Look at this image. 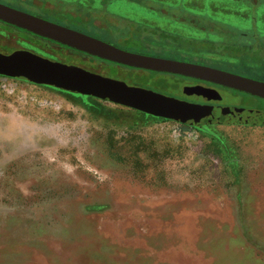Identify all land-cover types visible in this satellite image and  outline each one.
<instances>
[{"label": "rangeland", "instance_id": "1", "mask_svg": "<svg viewBox=\"0 0 264 264\" xmlns=\"http://www.w3.org/2000/svg\"><path fill=\"white\" fill-rule=\"evenodd\" d=\"M25 1L0 0L124 50L264 78L234 46L239 34L260 39L264 0ZM90 4L111 27L81 21ZM145 21L160 29L145 35L160 39L125 38ZM204 40L221 43L202 48ZM16 50L186 97L185 77L104 61L0 21V52ZM221 95L220 107L264 112L263 99ZM16 242L44 264H264V123L196 126L0 75V264L12 261L2 245Z\"/></svg>", "mask_w": 264, "mask_h": 264}, {"label": "water", "instance_id": "2", "mask_svg": "<svg viewBox=\"0 0 264 264\" xmlns=\"http://www.w3.org/2000/svg\"><path fill=\"white\" fill-rule=\"evenodd\" d=\"M0 21L43 39L122 66L210 82L264 100V82L201 64L139 54L0 2ZM0 75L73 91L196 126L264 123V112L191 103L133 87L78 66L54 62L27 50L0 52ZM187 95L221 101L216 89L186 87Z\"/></svg>", "mask_w": 264, "mask_h": 264}, {"label": "flooded vegetation", "instance_id": "3", "mask_svg": "<svg viewBox=\"0 0 264 264\" xmlns=\"http://www.w3.org/2000/svg\"><path fill=\"white\" fill-rule=\"evenodd\" d=\"M99 28H100V30H105L102 27H99ZM125 38L142 39V42H145L148 45H149V42H147L146 39H160L158 37H151V36H125ZM165 38L167 39V37H165ZM218 43H221V41H218ZM234 46H236L238 52H242V53L248 52L249 58H248V60H245L246 64H247V68L255 70L256 72H259L264 76V39H238V43H236V45H234ZM231 47H233V46H231ZM250 54L259 55V56L256 55V57L259 59V61H261V63L256 64V62H255L256 60L250 59ZM261 57L263 59H261ZM206 60H209V59H206ZM213 60H216V59H213ZM219 61L220 62H226L228 64H235V62L232 60H227V61L219 60ZM196 64H199V63H196ZM201 65H205V64L201 63ZM205 66H208V65H205ZM209 67H211V66H209ZM214 68H216V67H214ZM222 70H224V69H222ZM226 71H229V70H226ZM229 72H232V71H229ZM232 73H235V72H232ZM235 74H237V73H235ZM238 75H240V74H238ZM248 78H250V77H248ZM186 79L189 80L188 84H186V87L203 86L206 88L216 89L220 93L222 92V89H228V88H224V87H221L219 85H215V84H212V83L206 82V81H201V80H196V79H191V78H186ZM252 79L260 80V81L264 82V78L263 79L252 78ZM185 88H184V91H185ZM185 96L186 97L183 100L191 102V103L202 104V105H212V106H220V104H221L220 103L221 101H216V100L206 101L203 96H198L196 94L195 95H187V93L185 92Z\"/></svg>", "mask_w": 264, "mask_h": 264}, {"label": "trees", "instance_id": "4", "mask_svg": "<svg viewBox=\"0 0 264 264\" xmlns=\"http://www.w3.org/2000/svg\"><path fill=\"white\" fill-rule=\"evenodd\" d=\"M17 1V0H16ZM18 1H21L22 3L23 2H25L26 3V1L25 0H18ZM56 2V1H55ZM37 4L35 5V6H37V5H41L40 4V2H36ZM59 3H63L62 1H59ZM26 4H28V3H26ZM58 4V3H57ZM45 7H46V9H48V10H50L51 12H54V13H57V12H55V6L54 5H52V3H50V2H46L45 3ZM170 6V5H169ZM186 6H189V5H185V7ZM78 7V6H77ZM249 8V7H248ZM66 9H67V11H71L70 9H73V7L71 6V4H68L67 6H66ZM99 9H101V8H96L95 6H93L92 4H90V6L88 7V10L86 11V12H88L91 16H88V17H84L81 21L82 22H84V23H89L90 25H93L95 28H97L98 30H100V28H99V26L97 25V21H99V22H101V25H104V26H106V28H104V29H107L108 28V26H110L111 27V25L110 24H108V21H105V17H103L102 16V14H100V15H95L94 14V12H95V10L96 11H99ZM250 9V8H249ZM77 10H83V9H81L80 7H78L77 8ZM165 9H161L160 10V14L161 15H163V11H164ZM185 10H186V12H189V7L188 8H185ZM219 9L217 8V9H215V10H213L214 11V13L216 14L217 13V11H218ZM167 13H168V11L167 10H165ZM201 12H198V14L195 16V17H203L204 15H206V14H211L212 13V9H211V11H206V12H208V13H205V10H200ZM85 12V13H86ZM192 13V12H191ZM201 15V16H200ZM109 18H114L115 20L117 19V20H119L118 22H122L123 21V19L125 20V21H132V22H134L135 23V21H134V19L133 18H129V17H126V16H119V15H116V14H110L109 13ZM208 17V16H207ZM211 19H210V18ZM208 18L212 21V22H214L216 19H214V18H212L211 16H209ZM189 18V16H187V17H184V19H183V22H185L187 19ZM186 19V20H185ZM193 22V21H192ZM214 23H216V21L214 22ZM142 25H147V26H142ZM142 25H141V27H139L138 29H137V32L139 33V35L137 34V36H148V35H145L147 32H155L156 30H160V29H158V27H157V29L155 30V29H153L152 27V25H154V24H150L149 23V21H145V22H143L142 23ZM199 27H200V25H199ZM211 28H212V30L214 29V26L212 25V26H210ZM207 28V27H206ZM201 29H205V27L203 26V28H202V26H201ZM260 33H261V35L259 34V37H260V39H264V30L263 29H261L260 28ZM168 33L167 32H163L162 33V35H163V37H167V38H169V36H166ZM233 35L234 36H237V34L236 33H233ZM131 36V35H130ZM224 36V35H223ZM221 38V37H220ZM219 37H213V36H210V38H205V39H220ZM224 38V37H223ZM237 39H247V36H245V35H242V34H239L238 36H237ZM257 39V38H256ZM199 40H202V39H199ZM215 42H218V40H204V42H202L201 41V43H199V45H201L202 46V48L205 46V45H207V46H209L210 44H215ZM196 52L199 50L198 49V47L197 46H195V48H193ZM198 49V50H197ZM213 58H216L215 56H212ZM192 58H194V57H192ZM219 58V57H218ZM205 59H208V58H205ZM210 59V58H209ZM213 60V59H212ZM216 60H218V59H216ZM220 60V59H219ZM218 60V61H219ZM228 60V59H227ZM226 60V61H227ZM231 164V163H230ZM232 165H235V164H232Z\"/></svg>", "mask_w": 264, "mask_h": 264}, {"label": "crops", "instance_id": "5", "mask_svg": "<svg viewBox=\"0 0 264 264\" xmlns=\"http://www.w3.org/2000/svg\"><path fill=\"white\" fill-rule=\"evenodd\" d=\"M36 241H38V239L34 240V242ZM25 245L26 243L22 242L6 243L2 245L5 248L3 255L8 256L7 258H12V261H9L7 264H27L29 260H32L31 262H34V264H44V262H39V256L28 252L33 250L30 246L31 244H29L30 249L29 247H25Z\"/></svg>", "mask_w": 264, "mask_h": 264}]
</instances>
